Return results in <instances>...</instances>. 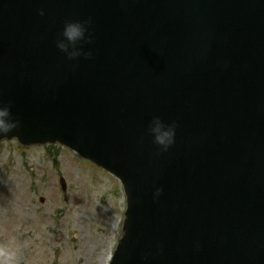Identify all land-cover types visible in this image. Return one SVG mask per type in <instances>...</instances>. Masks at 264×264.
<instances>
[{
	"label": "water",
	"instance_id": "95a60500",
	"mask_svg": "<svg viewBox=\"0 0 264 264\" xmlns=\"http://www.w3.org/2000/svg\"><path fill=\"white\" fill-rule=\"evenodd\" d=\"M87 19L70 61L57 36ZM0 104L19 120L0 140L120 179L110 264H264V0H0ZM153 116L177 125L158 154Z\"/></svg>",
	"mask_w": 264,
	"mask_h": 264
},
{
	"label": "rangeland",
	"instance_id": "374dc122",
	"mask_svg": "<svg viewBox=\"0 0 264 264\" xmlns=\"http://www.w3.org/2000/svg\"><path fill=\"white\" fill-rule=\"evenodd\" d=\"M124 205L118 180L74 153L0 143V253L15 264H108Z\"/></svg>",
	"mask_w": 264,
	"mask_h": 264
},
{
	"label": "clouds",
	"instance_id": "9594fccd",
	"mask_svg": "<svg viewBox=\"0 0 264 264\" xmlns=\"http://www.w3.org/2000/svg\"><path fill=\"white\" fill-rule=\"evenodd\" d=\"M43 16L45 13L40 10ZM91 20H66L55 41L56 48L70 61L80 57L90 59L91 50H86L83 45L92 42L89 30ZM19 126V120L13 116L9 104H0V137L7 136ZM177 125L175 122H165L159 116H153L147 125V133L152 138V143L157 146V154L166 152L174 144ZM163 189L156 188L153 199H157ZM0 264H15V253L4 251L0 253Z\"/></svg>",
	"mask_w": 264,
	"mask_h": 264
}]
</instances>
